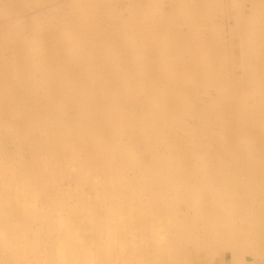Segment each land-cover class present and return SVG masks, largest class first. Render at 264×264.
Returning a JSON list of instances; mask_svg holds the SVG:
<instances>
[{
  "label": "rangeland",
  "instance_id": "374dc122",
  "mask_svg": "<svg viewBox=\"0 0 264 264\" xmlns=\"http://www.w3.org/2000/svg\"><path fill=\"white\" fill-rule=\"evenodd\" d=\"M72 262L264 264V0H0V264Z\"/></svg>",
  "mask_w": 264,
  "mask_h": 264
},
{
  "label": "bare ground",
  "instance_id": "6f19581e",
  "mask_svg": "<svg viewBox=\"0 0 264 264\" xmlns=\"http://www.w3.org/2000/svg\"><path fill=\"white\" fill-rule=\"evenodd\" d=\"M131 55L132 56H134V59L135 58H137L138 59V54L137 53H131ZM127 58H128V56H127ZM137 59H136V61H137ZM130 68V67H129ZM135 79V78H134ZM138 79V78H137ZM136 83H138V81H136L135 82V84H134V91H136V92H140V91H142V89H143V85L142 84H139V86H137L136 85ZM137 90H139V91H137ZM135 92V93H136ZM135 95V94H134ZM109 107V106H108ZM103 108V107H102ZM93 112V111H92ZM91 114V113H90ZM89 115V114H88ZM93 115V114H92ZM92 115H90V116H92ZM87 117V116H86ZM97 120V119H96ZM78 121H82L81 119H79ZM79 122H75V123H72L71 124V128H72V130L71 131H73L74 132V134L76 135V136H81L82 134H85V135H88V134H90V136H92L93 138H95L96 139V141H97V144H99V146L100 147H104L105 148V150H106V152H107V156H106V159H107V163H108V165L109 166H115L113 169H115L116 167L118 168V173H119V175L120 174H122V172L124 171L123 170V168L121 167V163H122V161H123V158H125L124 157V155H126V152H125V150L127 151L128 150V148L126 149V148H124V146H116V148H111L110 149V146H109V144H108V149H107V140L104 142L101 138H100V135L103 133L104 134V132L103 131H105V130H103V127L101 126V125H94V124H92V123H84V125L81 127V126H79V124H78ZM87 124V125H86ZM86 125V126H85ZM83 128V129H82ZM33 131V130H32ZM35 131V130H34ZM81 132H82V134H81ZM120 133L119 132H117L116 133V135L114 136V139L116 140V138H117V136L119 135ZM88 137V136H87ZM103 148V149H104ZM117 148H119V149H122V150H124V152H122V150H121V152H119V153H116V150H117ZM128 152V151H127ZM129 152H130V150H129ZM129 152H128V154H129ZM103 161H104V159H103ZM106 161V160H105ZM105 161H104V163H105ZM156 235V234H155ZM159 235V234H158ZM157 238H158V236H157ZM72 263H74V262H72ZM75 264V263H74Z\"/></svg>",
  "mask_w": 264,
  "mask_h": 264
}]
</instances>
